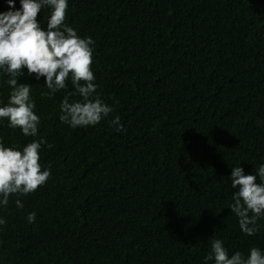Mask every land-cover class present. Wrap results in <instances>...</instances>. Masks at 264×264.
Segmentation results:
<instances>
[{
  "label": "trees",
  "instance_id": "16d2710c",
  "mask_svg": "<svg viewBox=\"0 0 264 264\" xmlns=\"http://www.w3.org/2000/svg\"><path fill=\"white\" fill-rule=\"evenodd\" d=\"M64 22L95 42L94 82L114 111L72 129L59 121L70 88L48 98L43 77L18 79L32 85L38 135L5 120L0 139L42 138L51 175L0 208V264H204L213 238L229 254L264 249V218L247 236L227 207L231 167L264 163V0H69Z\"/></svg>",
  "mask_w": 264,
  "mask_h": 264
},
{
  "label": "clouds",
  "instance_id": "9594fccd",
  "mask_svg": "<svg viewBox=\"0 0 264 264\" xmlns=\"http://www.w3.org/2000/svg\"><path fill=\"white\" fill-rule=\"evenodd\" d=\"M9 6L0 11V80L8 87L7 101L0 100V124L19 129L24 137H37L40 116L32 97V85L18 83L27 75L36 80L44 78L47 91L42 96L52 98L58 91L71 89L59 103V121L76 129L95 126L114 111L97 92L93 62L94 41L81 37L66 24L65 13L69 0H5ZM49 10L46 27L37 20L38 12ZM26 69V72H25ZM78 99H70V97ZM114 131L124 130L119 116L111 118ZM43 139H33L23 146L6 145L0 139V208L9 203V196L34 192L51 175L50 165L42 169L40 150ZM52 147L51 145H46ZM232 202L227 205L236 218L240 230L247 236L259 231L257 221L264 218V163L252 173L240 166H232ZM16 207L23 208L17 199ZM36 213L26 216L35 221ZM6 224L0 216V226ZM204 264H264V249L250 247L247 254H229L222 239L210 240V250Z\"/></svg>",
  "mask_w": 264,
  "mask_h": 264
}]
</instances>
